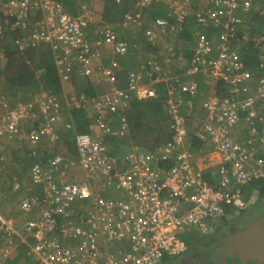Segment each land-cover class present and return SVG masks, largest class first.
Listing matches in <instances>:
<instances>
[{
    "label": "built area",
    "instance_id": "1",
    "mask_svg": "<svg viewBox=\"0 0 264 264\" xmlns=\"http://www.w3.org/2000/svg\"><path fill=\"white\" fill-rule=\"evenodd\" d=\"M112 1L120 4L124 0ZM255 1L138 0L136 5L140 12L155 3L168 6L179 24L171 26L175 34L183 30L190 16L200 25L221 29L216 38L203 37L199 41L188 71L190 75L209 74L227 90L224 96L208 100L206 121L194 135L200 142L210 143V151L219 157V167L209 174L211 179H216L215 185L209 180V175L196 166L198 154L203 151L197 153L189 147L187 124L179 113L183 101L175 97L196 93L198 83L165 79L163 67L150 61L148 66L152 72L149 79L154 85L165 84L167 87V107L172 117L170 140L157 153L130 150L125 155L129 168L122 171L118 167L120 154H111L103 140L97 136H78V166L89 179L88 184L82 186L64 179L57 180L52 174V166L64 163L62 157L51 162L52 172L44 170L41 165L33 166L31 185H42L44 198L26 196L20 203L23 216L18 219L7 218L0 213V264H5L14 254L17 240L29 247L30 254L40 264H160L166 257H178L189 252V246L182 239L188 229L209 235L225 216L223 206L241 210L254 202L252 198L249 205L245 203L241 188L264 179V158L255 156L258 152L255 142L264 147V128L260 131L254 125L257 113L252 110L264 98V79L256 90V96L242 98L249 73L245 71V62L234 44L239 41L243 16L255 10L264 17V7H261L264 5L256 9ZM140 12L128 15L127 19L136 26H142L144 19ZM93 21V16L70 15L55 0H11L9 4L0 6V43L6 28L12 32L25 31L33 25L30 37L17 42L20 50L50 44L58 50L55 57L58 67L70 72L73 64L80 63L84 66V74L92 80L97 71L104 75L110 85L109 92L93 99L94 111L100 115L97 134L122 138L128 130L125 117L121 118L120 129L116 132L106 122L105 114L134 99L156 98L157 92L147 86L141 75H130L129 93L118 86L117 69H92L93 61L102 58L101 49L105 44L102 39L91 42L85 38V30ZM169 26L167 20L158 18L150 23L146 36L156 43ZM101 34L113 36L107 27L101 28ZM242 39L248 41L251 37ZM257 41L261 44L259 68L264 70V25ZM127 51V44H116V54L125 55ZM85 100L83 95L74 96L70 104L80 107ZM38 102L46 121L26 130L24 124L35 119L36 105L19 102L12 106L5 100L0 114V140L15 139L37 145L40 138L45 137L55 143L61 104L56 98L46 96ZM246 111L249 112L246 123L251 138L247 143H241L233 138V131L241 126L242 112ZM260 123L263 124V120L260 119ZM5 159L0 153V173ZM61 176H66V173L62 172ZM114 181L121 197L103 198L101 191L108 193ZM99 183L101 188L97 185ZM84 201L92 204L85 210L89 229L74 220V204ZM40 205L41 216L37 219L28 217ZM101 239L115 247L102 250L98 244ZM73 243L78 245L73 246Z\"/></svg>",
    "mask_w": 264,
    "mask_h": 264
},
{
    "label": "crops",
    "instance_id": "2",
    "mask_svg": "<svg viewBox=\"0 0 264 264\" xmlns=\"http://www.w3.org/2000/svg\"><path fill=\"white\" fill-rule=\"evenodd\" d=\"M10 1L11 0L9 1L0 0V6L7 5L9 4ZM110 1L112 2V0ZM127 1L129 2V5L132 6V8H134L135 6L133 11L134 14L140 12L136 8V3L138 2V0H127ZM258 3H260V1H258ZM124 4H122L123 7ZM153 5L166 6L165 4L162 3H155ZM101 6H103L102 1L100 0L94 1L93 8L95 11H98V8H100ZM150 7L140 12V14H142V17L144 18V22L146 23L145 27L147 29L150 26V23H152L154 20L158 18L165 19L167 21L169 20L168 6H166L168 9L165 10L167 12V17L164 18L151 14ZM154 7H155L154 9L156 10V7L159 6H154ZM126 14L123 17V21L125 19ZM103 15H105L103 9L99 11L98 14L92 13L91 16H93L94 21L90 24L87 30L92 40H95L94 42L98 41L99 39H102L105 42L104 47L102 49L103 51L102 58L93 61L92 69L94 71H97L98 67L117 69L116 73L118 76V86L121 87H122L121 83L127 81L128 77H130V75L132 74L141 75L145 77L146 81H149L150 79L148 76L152 71L147 66V63L150 60L153 61V58H156V60L159 59L158 51L149 52L147 50L148 41L144 37L141 39L142 43L141 40L138 41L134 40L132 43L131 34L126 29L122 21L121 26H118L119 24L116 25L117 34H118L117 36L127 37V39L130 40L129 43L130 48L128 47L129 49L125 55L116 54L115 53L116 39L114 36L115 34L113 36H105L101 34L102 27L112 26L104 22ZM188 18L190 20V26H189L190 33L185 31L181 34L176 35L171 30V26H179V24L177 20L174 22H171L170 20L168 21L170 26L167 28L166 34L161 35L158 39L157 48L159 50H162L165 56H169L170 53L173 54L171 62L162 64L163 75H164L163 77H165V79L170 78V80L173 82H183V83L197 82L201 85L202 90L197 95L182 96L184 100L188 101L186 103L188 107L185 109L183 115L185 116L188 124L187 126L189 131L188 134L189 138L187 139V142L189 147L192 149L191 147L192 141L196 139L194 138V135L197 130H200V127L206 121V111L204 108L205 102L209 98H213L214 96L217 95L216 86L218 83L209 74L198 73V74L190 75L188 74V71L191 67V64L193 63L195 51L199 41L203 37L210 36L214 31V29H216L217 27L214 26H209L208 28L206 26L200 27L195 24L191 16ZM245 18L246 20L244 22H246L245 24L246 27L250 30L256 31L255 34L256 36H258L262 26L264 25V17L261 16L258 12L253 11L249 15H246ZM210 31L212 32L209 34L208 32ZM217 31H221V29L217 28ZM132 33H135V31L132 30ZM185 37H191V40L186 39ZM165 47H169L171 50ZM234 47L237 50H240L242 53H244L243 51L245 50L246 56L248 57L247 59H245L246 60L245 64L247 65L248 71L252 73L253 69L254 68L256 69L259 63V56H258L259 46L255 44L252 46H242L243 47L242 48V47H237V45L234 44ZM41 48H49L50 51L49 54L51 55L54 65L60 74L62 91L60 93H55L52 91H46L43 88L38 89L32 86L30 87L31 89H29L28 87L25 90L17 89L16 91H14L10 88V85L5 81L7 77H2V79L0 80V106H1L0 114L3 113L2 103L5 100H8L12 104V106L19 102L35 104L36 106H34V113H35L34 121L29 120L28 121L29 124H24L27 126L26 130H28L32 125H39L42 122L46 121V116L42 115L39 110L38 101L45 96L54 97L61 104V109L59 111V121L56 129L57 132L60 133L69 130L68 129L70 128L69 124L71 123H69L68 117L70 116L71 111L77 109V108H73V105L70 104L71 97L77 96L76 95L77 92L75 91L76 86H74L72 82V78L74 76L72 75L73 73L77 74L78 76L77 79H80L81 81L86 82L90 79L88 82H91L93 84L97 93H100L99 90L102 91V93L97 94L88 100L85 97L86 99L85 105L89 110L92 109L94 111L93 99L101 98L104 95H106L109 92L110 85L107 82V80L104 78V75H102L98 71L93 80L87 77L84 74V66L80 63L73 64L71 66V71L67 72L65 68L58 67L55 63V57L58 53V50L53 48V46L50 44H43L40 47H37L36 49H41ZM0 64L1 66H5L6 64V61L4 60V52L2 50H0ZM262 75L264 76V70H262ZM37 78L35 79L37 80ZM253 78L255 79L253 83L250 84L252 89H254L257 86L259 81V77L254 76ZM155 79L156 76L153 77V81H155ZM149 85L156 90L160 89V87L154 85L152 81L151 83H149ZM163 85H164L163 88L166 91V94L163 92L164 99L163 97L162 98L158 97L152 100L151 102L148 100L144 102L141 101L138 104V106L137 105L133 106L131 101L130 102L128 101L125 105L118 108L119 111H117L118 109L116 110L117 111L116 119L117 121L119 120L118 123H116L117 121L112 119L113 114L112 115L110 114V116L106 119V122L111 126H113L114 123H116L117 126H115V128L118 129V127L121 126L120 118L122 117L127 118L126 117L127 114H128V118H130L127 123L128 125L127 137L126 136L122 137V138L126 137V141L116 136H109L110 138L108 139L111 140L108 142L107 139L106 142L104 143L108 148V150L110 151H112L113 149L119 150L118 154H120L121 159L118 167L122 171H125L126 169L129 168V165H127L125 162L127 161L125 159V155L127 152H130V150H143L147 152L157 153L170 140L169 125L171 124V118L169 116V112L166 106L169 96L166 85L165 84ZM83 96L85 95L83 94ZM153 103L154 106H156V108L158 109V111L154 108L149 109L151 105H153ZM12 106L10 107L13 108ZM189 106L191 107V109L189 108ZM92 110L89 112V115L95 116V113H93ZM140 111H143L145 113L144 116L147 115V123L149 127L144 124L143 120H141V122H137L135 120L136 115L140 116L139 114ZM194 114H195L194 120H189L187 118L188 116ZM243 130L245 131V133H243L241 136ZM233 136L234 138H236L237 141H240L242 143H246L251 138L250 131L246 124V120H244L243 125L240 128L233 131ZM205 145H206V149L204 150V152L198 154L196 166L197 168L205 171L207 175H209L210 173H213L217 170V168L220 165V160L217 155L213 154V152L210 151L212 148L211 144L208 143ZM256 147L258 148V152L255 153V156L258 155L259 151L260 152L264 151V149L261 148L260 146H256ZM0 153L6 158L5 163L3 164L2 171L0 173V175L2 174L0 176L1 177L0 185L2 186V192L0 195V212L7 218L18 219L23 216L22 211L20 209V203L26 196H35L38 197L39 199L44 198L45 193L43 186L40 185L33 187L30 184V180H31L30 171L35 165H41L44 167V165L42 164L44 160L42 158L43 157L42 155H46V154L55 155L53 143H51L49 139L45 137L40 138V141L38 142L37 145L36 144L31 145L27 142L18 141L15 139L13 140L2 139L0 140ZM39 154H41V156ZM59 157L65 158L63 156H59ZM198 158L200 159L198 160ZM48 162H52V161H50L49 159ZM69 163L72 164V166H74V171H73L74 176H73V180L66 182L76 183L81 186L85 184L87 185L89 179L87 178L83 170L78 166V162L75 161L74 159H71ZM11 176H13V178H9L8 180L7 178ZM208 178L210 180L211 175H209ZM215 181L216 179H211V183L214 185H215ZM97 185L99 188L102 187L101 183ZM101 196L107 199L121 197V191L119 190L117 182L114 181V184L111 190H108V193H103L101 191ZM91 206L92 204L89 201H84L82 203L77 204L74 207V220H76L77 224L81 225L86 229H89V227L86 224L87 216L85 215V210L87 208L90 209ZM41 210L42 207L40 205L36 207L31 213H29L28 217L36 218V219L39 218L41 216ZM191 231H192L191 229H188L186 233L183 235H186ZM21 244L24 243H22L20 240H17L14 254L5 262V264H8V262L13 263L17 259V257L19 256V248H20L19 246ZM98 244L100 245V248L104 251L109 248L115 247L114 245L106 242V240L104 239H101L100 243ZM28 254L31 255L30 252ZM32 261L34 262L35 259L32 258Z\"/></svg>",
    "mask_w": 264,
    "mask_h": 264
},
{
    "label": "trees",
    "instance_id": "3",
    "mask_svg": "<svg viewBox=\"0 0 264 264\" xmlns=\"http://www.w3.org/2000/svg\"><path fill=\"white\" fill-rule=\"evenodd\" d=\"M6 1H9V0H6ZM55 1L60 2L63 5L65 11L74 17L91 16L92 13L98 14L99 11H101L103 9L104 14H105V15H103L104 22L112 25L111 27H109V26H104V27H107L110 30V33H112V35L115 34L114 35L115 39H116L115 44L122 42V43L127 44V46L130 48V44H129L130 40L127 39V37H125V36L124 37L117 36L118 34H117V27H116L117 24H119L118 26H121L122 21H123V17L127 13L125 16V19L123 21V24L131 34V38H132L131 42L133 43L134 40H136V41L141 40L144 37L148 41L147 42V50L149 52H151V51L154 52V51L158 50L157 43L151 42L146 37V30H147V28L145 27L146 23L143 21L142 26H136L133 21H130L127 19L128 15H135L133 13L135 6H134V8H132V6L129 5V2L127 0H124L122 3H120L121 6L117 5L113 1L111 2L110 0H100L103 2V6L98 8V11H95L93 8V3L95 0H55ZM258 1H260V3L262 2L261 5L264 3V0H256L255 1L256 6L258 5ZM124 2H125V4H124ZM137 3H136V5H137ZM122 4H124V7L122 6ZM154 6H159V7H156V10H155ZM150 8H151V11H150L151 14H154L155 16H159V17H163V18L167 17V12L165 10L168 9L169 7L167 8L164 5H152ZM254 12H255V10H254ZM34 19H35V17H34ZM36 20H37V18H36ZM170 20H171V22L176 21V19L171 15V12L169 9V20L168 21H170ZM195 24L197 26L203 27L202 25H199L197 22H195ZM189 26H190V20H189V18H187L186 22L183 25V30L181 31V33L185 32V31L190 33ZM32 29H33V25L30 26L29 29H27L25 31L24 30H22V31L18 30V31L12 32V31H9L8 28H6L4 38H3L2 42L0 43V50H2L4 52V60L6 61L5 66H1V64H0V80L2 79V77H7L5 79V81L10 85V88L14 91H16L17 89L18 90H22V89L25 90L28 87H29V89H31L30 87L32 86V87H35L38 89L43 88L46 91H52L55 93H60L62 91L61 78H60V74H59L58 70L56 69V67L54 65L52 57L49 54V52H50L49 48H41V49L26 48L24 50L19 49V45L17 42L21 41L24 38L30 37V35L32 33ZM87 30L88 29L85 30V38L91 42H94L95 40H92V38H91L90 34H88ZM132 30L135 31V33H132ZM136 30H138V31H136ZM211 32L212 31H210L208 33L210 34ZM218 33H219V31H217V28H216V29H214V31L212 32V34L210 36H206V37H208V38L215 37L216 38ZM191 37H185V38L191 40ZM141 43H142V40H141ZM102 49H101V53L103 54ZM247 51H249V50H247ZM243 52L244 53H242V55L244 57V61H246L245 59H247L248 57L246 56L245 50ZM163 60L165 61V57L163 54L159 55L158 60H156V58H153V62H155V63L158 62V64H160V65L164 64ZM150 61H152V60H150ZM148 63H147V66H148ZM253 64H254V62H253ZM256 65H257V63H256ZM254 67H255V65H254ZM257 67H256V69H254L252 71V73H255L256 77L261 78V77H263L262 72L261 71L257 72L258 71ZM72 75H74L72 78V82H73L74 86H76L75 91L77 92V94H76L77 96L84 94L86 99L88 100L91 97L102 93V91H100V90H99L100 93L96 92L93 84L91 82H88L90 79L88 81L84 82V81H81L80 79H77V77H78L77 74L73 73ZM35 78H37V80ZM151 81L152 80L145 82L147 84V86L150 88L152 87L149 85V83H151ZM121 84H122V87L120 86V88L123 91L130 93L129 77H128L127 81H125L124 83H121ZM159 87H160V89L156 90L158 93L156 98H158V97L162 98L163 92L166 94V91L163 88L164 85H161ZM216 87H217L216 88V94H217L216 96H222V94L224 92L223 84L218 83ZM156 98H153V99L151 98L148 101L151 102L152 100H154ZM163 99H164V97H163ZM181 99L182 98H180L179 100H181ZM145 101H147V100H145ZM140 102L141 101L137 100V99H134L131 101L133 106H136V105L138 106V104ZM73 108H77V109L71 111L70 116L68 117L69 123H71V124H69L70 125V128H68L69 130H66V131H63L60 133H58L56 130L58 139L55 143H53L55 155H53V154L42 155L43 156L42 158L44 159L42 162V164L44 165V167L42 166L43 169L47 170V171H51V172L54 170L52 172V174L57 177V180L58 179L59 180L64 179L65 181L73 180L74 166H72V164H70L69 161L71 159H74L75 161L78 162V146H77L78 136H80V135H89L92 137L97 136L99 139L103 140L104 143L106 142V140L108 138H110L109 136H103L102 134H97V129H96L97 124H98L97 119L100 116L98 112H95L91 109L93 111V113H95V116L89 115V112L91 110H89L85 104L83 106H80V107H76L73 105ZM151 108H154L158 111L156 106H154V103H153V105H151V107L149 109H151ZM185 109L186 108H184V107H181V109H180L183 114H184ZM117 111H119V109ZM117 111L109 110L108 113L105 114V118L107 119L110 116V114L111 115L113 114L112 119L117 121V119H116V112ZM139 114H140V116L136 115V119L135 118L134 119L137 122H141V120H143L144 124L149 127V125L147 123V115L144 116L145 113L143 111H140ZM126 117H127L126 120L128 123V121L130 119V118H128V114L126 115ZM187 118L189 120H194L195 114L188 116ZM118 121L116 123H118ZM116 123H114L113 127L117 126ZM24 127H25V129H27V126H24ZM169 129H170V125H169ZM126 137H124L122 139L126 141ZM110 140L111 139H108V142ZM191 147H192V151L197 152V153H199L201 151L204 152V150L206 149L205 143H202L197 139L192 141ZM118 151L119 150H117V149H115V150L113 149L112 151H110V153L117 155L119 153ZM39 155L41 156V154H39ZM57 155L65 157L64 163L58 167L52 166L53 170H51L50 169L51 162H48V160L50 159V161H53L55 158L59 157ZM256 157L257 158L264 157V151H261V152L259 151V153ZM62 172H65L66 176L62 177L61 176ZM241 191L244 195V201L246 204L249 205V202L255 196H257V200L255 202H253L252 204H250L251 206L250 205L246 206L244 209H241V210L235 209L233 206H223V210L225 211V216L220 219V222L218 223V225L215 228V231L213 233H215V234L220 233L224 227L231 225V223L236 221L238 219V217H240L243 214L244 215L248 214V212H250V210H252L253 208H255L258 205H260L261 203H263V200H264V179L251 182L247 186L241 188ZM233 192H235V191H233ZM77 204L78 203H75L74 207ZM209 235H202L199 232L192 230L188 234L182 235V239L187 243L190 250H195V248L197 250L198 247L200 248V245H203V244L209 245V240H210V238H212V237L208 238ZM77 245H78V243H73V246H77ZM19 247H20L19 248V256L17 257V259L13 263L8 262V264H40L39 260L35 256L28 254L29 253V247L26 244H21ZM32 258H34L35 261H37V262H35V261L33 262ZM176 260H177V258H174V257H166V258H164V260H162L160 262V264H175Z\"/></svg>",
    "mask_w": 264,
    "mask_h": 264
},
{
    "label": "flooded vegetation",
    "instance_id": "4",
    "mask_svg": "<svg viewBox=\"0 0 264 264\" xmlns=\"http://www.w3.org/2000/svg\"><path fill=\"white\" fill-rule=\"evenodd\" d=\"M263 216L264 200L263 203L250 210L248 214L241 215L231 225L224 227L220 233H211L208 236V238L212 237L209 240V245H200L197 250L195 248V250H189L188 253L178 256L175 264H241L237 257L229 258L223 252H219V250L224 246V240L228 236L243 231L249 222L260 219ZM248 264L264 263L249 261Z\"/></svg>",
    "mask_w": 264,
    "mask_h": 264
},
{
    "label": "clouds",
    "instance_id": "5",
    "mask_svg": "<svg viewBox=\"0 0 264 264\" xmlns=\"http://www.w3.org/2000/svg\"><path fill=\"white\" fill-rule=\"evenodd\" d=\"M262 3V2H261ZM261 3H258V5L256 6L255 5V7H256V9L257 8H259V6L261 5ZM262 5H264V3L262 4ZM261 7H264V6H261ZM253 12V11H252ZM246 16V15H245ZM245 16H243V24H242V26H239V34H238V37H239V41H237V42H235V44L237 45V47H242V46H252V45H255V44H257L258 46H259V54H258V56H259V63H258V67H257V69H258V71L257 72H259V71H261L262 72V69H260L259 68V64H260V56H261V54H260V48H261V44L259 43V41H257V36H256V34H255V32L256 31H253V30H250V29H248L247 27H246V22H244L245 20H246V18H245ZM193 21H195L194 19H193ZM196 22V21H195ZM200 25V24H199ZM203 26V25H202ZM204 27V26H203ZM207 27V26H206ZM262 29V28H261ZM220 32V31H219ZM243 32V33H242ZM181 32H179L178 34H180ZM260 33H261V30H260ZM259 33V34H260ZM178 34H176V35H178ZM219 34V33H218ZM244 36H248L249 38L251 37V39L250 40H248V41H244L242 38L244 37ZM147 37V36H146ZM208 38V37H207ZM211 38H213V37H211ZM257 41V42H256ZM157 42H158V40H157ZM156 42V43H157ZM165 48H167V49H169V50H171L169 47H165ZM235 48V47H234ZM236 49V48H235ZM237 50V49H236ZM238 52L240 53V55L242 56V58H243V60H244V57H243V55H242V52L240 51V50H238ZM171 54V53H170ZM164 55V54H163ZM164 57H165V61L163 62V63H168V59H171V61H172V56L171 55H169V56H165L164 55ZM170 61V62H171ZM245 62V61H244ZM158 63V62H157ZM162 66V65H161ZM255 69V68H254ZM253 69V70H254ZM245 71L247 72V73H249V80L245 83V85L243 86V90H244V93H243V96H242V98L243 99H247V98H249V97H252V96H254L255 95V93H257V88H258V86H259V84L262 82V80L264 79V76L263 77H261V78H259V81H258V84H257V86L254 88V89H252V87L250 86V84H252L253 83V81H254V79L255 78H253L254 76H256L255 75V73H250L249 71H248V68H247V65L245 64ZM217 82V81H216ZM181 83H183V82H181ZM217 83H219V82H217ZM161 85H163V84H161ZM161 85H157V86H161ZM198 85H199V88H198V91L196 92V93H194V94H181V97H180V95L178 94V95H176L175 97H178V98H176V99H180V98H182L181 100L183 101V105H182V107H184V108H187L188 106L186 105V103L188 102V101H186V100H184L183 99V97L182 96H184V95H196V94H198L202 89H201V85L198 83ZM224 86V85H223ZM224 92H223V94H222V96H224L225 94H226V92H227V90H226V86H224ZM155 91H156V89H154ZM157 92V91H156ZM157 95H158V93H157ZM222 96H214V97H222ZM256 96V95H255ZM213 97V98H214ZM210 99V98H209ZM208 99V100H209ZM208 100L205 102V109H206V104H207V102H208ZM166 106H167V103H166ZM189 108L191 109V107L189 106ZM181 109V108H180ZM167 110H168V107H167ZM252 110H254V112H256L257 113V116H256V119L254 120V125H256L257 127H258V129L260 130V131H262V129L264 128V98H262L261 100H259L258 101V103L254 106V108L252 109ZM206 111V110H205ZM168 112H169V110H168ZM179 113H180V115L185 119V121H186V118H185V116L183 115V113H182V111L181 110H179ZM249 112L248 111H246V112H242V119H243V121H242V124H241V126L243 125V122H244V120H246L248 117H249ZM169 116H170V118H171V120H172V117H171V114L169 113ZM126 119V118H125ZM260 119L261 120H263V124H261L260 123ZM120 121H121V119H120ZM171 124H172V121H171ZM171 124H170V136H171ZM186 124H187V121H186ZM247 124V126H249L248 125V123H246ZM111 126V125H110ZM241 126H239L238 128H240ZM112 128H113V130H115L116 132L120 129V126L118 127V129L117 128H115V127H113V126H111ZM187 128H188V126H187ZM237 128V129H238ZM128 134V133H127ZM127 134L125 135V136H127ZM188 134H189V131H188ZM188 138H189V136H188ZM187 138V139H188ZM233 138H234V136H233ZM247 138V137H246ZM245 138V139H246ZM235 140H236V138H234ZM237 141V140H236ZM238 142H240V141H238ZM242 143V142H241ZM247 143V142H246ZM255 144H256V146H260L261 144L259 143V142H255ZM264 148V147H263ZM260 158H264V157H260ZM30 184H31V181H30ZM257 200V196H255L254 197V202ZM79 204V203H78ZM174 258H177V257H174Z\"/></svg>",
    "mask_w": 264,
    "mask_h": 264
},
{
    "label": "water",
    "instance_id": "6",
    "mask_svg": "<svg viewBox=\"0 0 264 264\" xmlns=\"http://www.w3.org/2000/svg\"><path fill=\"white\" fill-rule=\"evenodd\" d=\"M219 252L229 258L237 257L241 264L264 263V216L249 222L243 231L228 236Z\"/></svg>",
    "mask_w": 264,
    "mask_h": 264
},
{
    "label": "rangeland",
    "instance_id": "7",
    "mask_svg": "<svg viewBox=\"0 0 264 264\" xmlns=\"http://www.w3.org/2000/svg\"><path fill=\"white\" fill-rule=\"evenodd\" d=\"M163 46H164V45H163ZM157 51H158V55L163 54V51H162V50H159V49H158ZM243 133H245L244 130L242 131L241 136H242ZM199 159H200V158H198V160H199ZM1 175H2V174H1ZM1 175H0V176H1ZM9 178H13V176L8 177L7 179L9 180ZM0 179H1V177H0ZM5 184H6V183H5ZM1 192H2V186L0 185V195H1ZM15 208H16V207H15ZM0 213H1V212H0ZM1 214H2V213H1Z\"/></svg>",
    "mask_w": 264,
    "mask_h": 264
}]
</instances>
